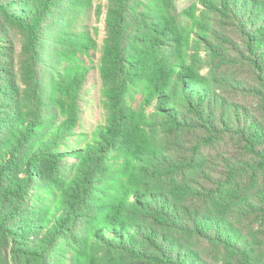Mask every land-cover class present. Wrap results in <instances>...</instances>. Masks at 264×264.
Masks as SVG:
<instances>
[{
  "label": "trees",
  "instance_id": "1",
  "mask_svg": "<svg viewBox=\"0 0 264 264\" xmlns=\"http://www.w3.org/2000/svg\"><path fill=\"white\" fill-rule=\"evenodd\" d=\"M97 1L0 0V264H264V0Z\"/></svg>",
  "mask_w": 264,
  "mask_h": 264
},
{
  "label": "rangeland",
  "instance_id": "2",
  "mask_svg": "<svg viewBox=\"0 0 264 264\" xmlns=\"http://www.w3.org/2000/svg\"><path fill=\"white\" fill-rule=\"evenodd\" d=\"M105 2V0H103ZM98 1L95 0L94 10L88 15L86 24L91 28V31L94 32V29L99 31L98 40L102 41L105 37L104 35V16L99 17L96 11ZM180 8L187 6L186 0H180ZM99 54L97 55V58ZM101 82L99 78V72L97 69H94L89 75L88 84L84 92V116H83V125L81 130L91 131L95 126L102 123L104 120V112L102 110L101 104Z\"/></svg>",
  "mask_w": 264,
  "mask_h": 264
}]
</instances>
